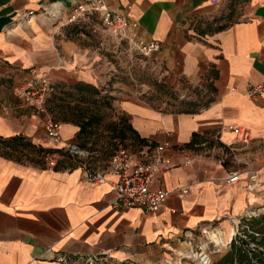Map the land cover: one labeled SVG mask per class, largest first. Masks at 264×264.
I'll return each instance as SVG.
<instances>
[{
  "label": "crops",
  "instance_id": "crops-1",
  "mask_svg": "<svg viewBox=\"0 0 264 264\" xmlns=\"http://www.w3.org/2000/svg\"><path fill=\"white\" fill-rule=\"evenodd\" d=\"M59 1L64 4L60 19L38 13L12 26L20 13ZM108 4L138 23L139 37L161 42L151 58L168 88L189 102L213 100L196 112L157 108L140 96L136 83L117 80L122 72L112 61L71 37L66 0H0V100L7 107L0 110V264H63L55 259L58 253L165 264L206 231L230 243L243 218L264 213V94H247L264 80V0ZM45 72L52 82L47 100L55 94L58 102L65 92H76L79 82L98 88L97 99L113 97L108 109L116 114L100 129L108 138L106 125L121 126L125 115L132 130L118 141L137 143V151L149 143L172 144L178 166L151 184L169 192L159 212L116 209L117 177L111 173L94 184L82 167L55 169L61 156L42 167L5 154L14 151L1 141L17 135L44 147L81 142L80 126L59 120L63 141L55 144L45 129L48 112L17 95L18 86ZM237 125L249 133L247 145L231 129ZM138 137L146 143L139 144ZM226 145L234 151L224 153ZM183 154L191 156L190 165L183 163ZM248 169L259 171L257 191L247 188ZM234 172L239 181L229 183Z\"/></svg>",
  "mask_w": 264,
  "mask_h": 264
},
{
  "label": "built area",
  "instance_id": "built-area-1",
  "mask_svg": "<svg viewBox=\"0 0 264 264\" xmlns=\"http://www.w3.org/2000/svg\"><path fill=\"white\" fill-rule=\"evenodd\" d=\"M71 9L68 22H74L80 18H89L99 16L110 30L118 36L128 38L133 48L145 55H151L161 49V42L157 40H146L138 36V23L121 11L111 8L108 0H66ZM64 4L59 2H44L39 10L30 9L18 15L12 26L27 23L38 13L47 14L54 19L62 17ZM52 90V82L47 72L35 76L24 85L16 88L17 95L26 103L34 106L37 110L47 111V95ZM251 98H258L264 94V80L253 85L247 92ZM7 107L0 100V110H6ZM45 129L48 137L55 144L63 141L60 131V122L48 115L45 122ZM231 129L237 134H242V142H250L249 133L241 126H232ZM218 139V134L215 136ZM206 145V144H204ZM225 148V147H224ZM60 149L69 150L79 158V155H85L87 152L79 148L74 143H64ZM174 149L170 142H164L152 146L151 143L145 145L138 151H131L125 147L117 148L112 154L109 164L101 170H91L79 163L85 172L86 179L94 184L104 183L106 175L111 173L117 177L114 183L115 198L112 205L116 209L139 208L146 214H153L160 211L165 204L169 192L165 189L151 188L152 182L163 172L175 168L178 164L174 161L171 151ZM228 149V151L226 150ZM224 153L234 151V147L226 145ZM181 151H184L183 149ZM56 157L49 155L47 161L55 163ZM183 163L191 164V156L183 154ZM247 188L250 191H257L261 186L259 171L248 169ZM238 172H234L228 179L229 183L239 181ZM219 245V242H217ZM227 244H230L227 242ZM109 256L106 254L98 255H76L68 253H58L56 261L63 264H113L108 263ZM203 261V260H202ZM121 264V263H120ZM133 264V263H128Z\"/></svg>",
  "mask_w": 264,
  "mask_h": 264
},
{
  "label": "rangeland",
  "instance_id": "rangeland-1",
  "mask_svg": "<svg viewBox=\"0 0 264 264\" xmlns=\"http://www.w3.org/2000/svg\"><path fill=\"white\" fill-rule=\"evenodd\" d=\"M70 23L72 24L70 30L72 38L76 39L81 45L97 50L104 57L112 61L119 72H122L121 75H118V81H124L128 84L136 83L141 93L140 96L164 111H186L191 109L188 106L189 101H186L185 98H180V94L177 91L168 88L165 82L162 81L164 79L160 80L161 73L154 66L155 61L151 58L153 54L145 55L133 48L128 38H123L115 34L104 25L99 16L84 17ZM103 98L97 99L98 103L96 104L92 102L81 103L82 107L88 108L90 112H95L99 121L93 127L96 134L89 136L86 141L87 146L81 148L87 153L85 155H79V158H76L75 161L78 164L83 162L88 168L96 171L108 166L110 158L118 145L126 146L131 151H135L138 146L134 142L118 141L120 139L119 136L116 139L111 138V136L108 138L109 135L104 134V131L100 130L103 126V120L109 119L114 113L116 114L113 110L108 109L110 105L106 104ZM73 101L74 103L72 105L75 106L78 102L76 99ZM205 101L206 99L198 102L201 104L198 109L204 107ZM48 114L55 119L65 117L60 112L54 113L50 111ZM109 125H106V129H109ZM81 142L79 143L80 145ZM46 148L55 149L53 146ZM53 153L51 154L56 158L61 156L60 153ZM239 225L237 230L240 228ZM216 237L219 238L220 242L217 241L218 239ZM190 242V247L186 245L187 247L182 248V250L173 252L165 264H203L202 260L206 264H213L229 248L225 237L216 232H203L199 235L197 241L193 242L192 239ZM217 242H219V245H216L218 244ZM107 260L108 263L113 264L130 263L128 261L118 262L111 256Z\"/></svg>",
  "mask_w": 264,
  "mask_h": 264
},
{
  "label": "trees",
  "instance_id": "trees-1",
  "mask_svg": "<svg viewBox=\"0 0 264 264\" xmlns=\"http://www.w3.org/2000/svg\"><path fill=\"white\" fill-rule=\"evenodd\" d=\"M74 88L76 92H65L66 95L59 97L58 102L55 99V94H52V98L47 100L46 105L48 112H60L66 117L54 118L55 120L72 121L80 126L79 138L82 142L81 145L79 143L76 145L79 148H84L87 146L86 141L88 137L96 134L93 127L98 123L99 119L95 112H90L88 108L82 107L81 103H98L96 97L100 94V91L95 86L85 82L77 83ZM112 98L111 96H105L103 101L111 105ZM74 99L78 102L75 106L71 104ZM212 100V98L207 99L204 103V107L209 105ZM200 105L201 104L197 102L190 101L188 102V106H190L191 109L186 111L196 112L199 110L198 108ZM109 129L112 131L111 138L116 139V137L119 136L122 141L128 138L127 131L132 130L131 126L128 124V117L125 115L121 117V126L110 124ZM137 141L139 144L146 143V139L141 137H138ZM1 143L4 147H10L14 151L13 153L6 152V155H13L19 160H26L33 164L46 167L47 157L52 155L51 153L57 152L61 154V158L57 160V164L54 167L55 169L79 167V164L75 162L77 156L73 155L69 150L60 148L49 149L42 145H36L23 135H17L10 139L2 140ZM20 147L26 149L27 152L17 154ZM239 227L227 251L219 259L214 261L213 264H264V213L243 218Z\"/></svg>",
  "mask_w": 264,
  "mask_h": 264
},
{
  "label": "bare ground",
  "instance_id": "bare-ground-1",
  "mask_svg": "<svg viewBox=\"0 0 264 264\" xmlns=\"http://www.w3.org/2000/svg\"><path fill=\"white\" fill-rule=\"evenodd\" d=\"M218 240L217 241H219V238L218 237H216ZM220 242V241H219ZM203 262V264H206L205 262H204V260L202 261Z\"/></svg>",
  "mask_w": 264,
  "mask_h": 264
}]
</instances>
